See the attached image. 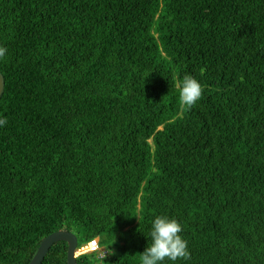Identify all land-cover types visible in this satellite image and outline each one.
Masks as SVG:
<instances>
[{"label":"trees","instance_id":"16d2710c","mask_svg":"<svg viewBox=\"0 0 264 264\" xmlns=\"http://www.w3.org/2000/svg\"><path fill=\"white\" fill-rule=\"evenodd\" d=\"M0 46V264H140L157 215L264 264V0H0Z\"/></svg>","mask_w":264,"mask_h":264},{"label":"clouds","instance_id":"9594fccd","mask_svg":"<svg viewBox=\"0 0 264 264\" xmlns=\"http://www.w3.org/2000/svg\"><path fill=\"white\" fill-rule=\"evenodd\" d=\"M6 51L5 47L0 46V58L5 56ZM179 87V100L188 108L196 104L202 96L203 89L200 81L190 75L183 78ZM6 122V119L0 118V127ZM182 231L181 223L175 218H169L166 215L155 216L147 236L151 243L141 252L140 264H164L166 259L175 264L178 259H187L189 249L187 241L180 235Z\"/></svg>","mask_w":264,"mask_h":264},{"label":"water","instance_id":"95a60500","mask_svg":"<svg viewBox=\"0 0 264 264\" xmlns=\"http://www.w3.org/2000/svg\"><path fill=\"white\" fill-rule=\"evenodd\" d=\"M5 87V80L3 74L0 72V98L3 95ZM67 240L69 243L68 248V264H78L76 258V249L78 246L77 236L73 232L57 231L48 235L41 243L38 251L29 264H41L47 251L51 245L57 240Z\"/></svg>","mask_w":264,"mask_h":264},{"label":"rangeland","instance_id":"374dc122","mask_svg":"<svg viewBox=\"0 0 264 264\" xmlns=\"http://www.w3.org/2000/svg\"><path fill=\"white\" fill-rule=\"evenodd\" d=\"M88 251H91V250H88Z\"/></svg>","mask_w":264,"mask_h":264}]
</instances>
